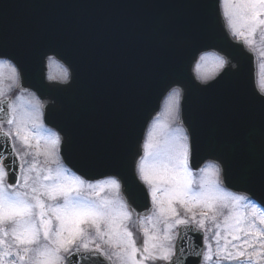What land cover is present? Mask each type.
Listing matches in <instances>:
<instances>
[{"label": "snow or ice", "instance_id": "6c2138e0", "mask_svg": "<svg viewBox=\"0 0 264 264\" xmlns=\"http://www.w3.org/2000/svg\"><path fill=\"white\" fill-rule=\"evenodd\" d=\"M223 4L228 37L254 55L257 34L264 38V0ZM45 56L46 71L36 92L70 88L74 74L57 59L62 54L53 49ZM209 63L218 70L237 68L231 58L204 51L195 64V78L202 84L213 79L200 73ZM6 80L11 82L7 88ZM22 80L23 66L0 42V264H82L93 258V264H176L173 241L178 233L186 238L189 231L203 233V248L194 253L197 264L264 260V201L253 190L226 187L221 161L197 160L194 131L190 135L181 119L188 99L183 80L164 85L163 111L146 118L143 154L133 156L129 172L96 180L63 163L65 141L43 122L46 102L35 93L26 99L23 93L29 89ZM14 88L19 91L12 98ZM256 98L264 106V78ZM160 116L171 117L178 126L161 136L167 125ZM249 181L264 191V139ZM137 188L148 201L140 212L133 206ZM133 217L144 237L142 245L130 227ZM186 242L178 249L181 254Z\"/></svg>", "mask_w": 264, "mask_h": 264}, {"label": "water", "instance_id": "95a60500", "mask_svg": "<svg viewBox=\"0 0 264 264\" xmlns=\"http://www.w3.org/2000/svg\"><path fill=\"white\" fill-rule=\"evenodd\" d=\"M227 32L220 0H0V42L23 66L24 86L46 102V123L65 141L61 154L74 172L93 180L127 174L133 156L143 154L146 118L160 111L164 85L179 78L188 86L181 119L194 131L197 160L221 161L226 187L253 190L264 201L249 181L264 139L256 59ZM53 49L74 81L66 90L36 92ZM204 51L231 58L237 68L201 84L193 69ZM133 206H148L139 188ZM202 237L180 235L178 249L187 242L176 264H197Z\"/></svg>", "mask_w": 264, "mask_h": 264}, {"label": "rangeland", "instance_id": "374dc122", "mask_svg": "<svg viewBox=\"0 0 264 264\" xmlns=\"http://www.w3.org/2000/svg\"><path fill=\"white\" fill-rule=\"evenodd\" d=\"M222 9H223V13H224V4H223V2H222ZM256 40H257V42L252 46V49L256 52V54L258 56V72H259V80H261L262 78H264V56H261V52L264 51V38H261V35L258 33ZM221 71L222 70H218V69L214 68V66L211 63L203 65L201 67V69H200V73L206 72L207 74L212 76L213 79ZM196 74L198 75L199 73L196 72ZM10 83H11L10 81L6 80L4 82L5 88H7V86ZM16 91H17V89L14 88V90L10 93L12 98H15V96L17 94ZM23 96L26 99H29V100L32 99V95L31 94L27 95V94L23 93ZM162 111H163V108H162ZM160 120L163 122V124L167 125V128H163V126H162V129H161V132H160L161 136H163L165 133L175 129L178 126L177 123L171 117L160 116ZM43 122H44V116H43ZM41 159H43V158H41ZM195 175L198 177L199 173H195ZM130 227H132V230L135 233V238H136L137 244L138 245H142L144 237L142 236V234H140L138 232L137 219H135V220L133 219V222L131 223ZM209 239H211V237H209ZM213 247H215L214 242H213ZM259 264H264V260H261L259 262Z\"/></svg>", "mask_w": 264, "mask_h": 264}]
</instances>
